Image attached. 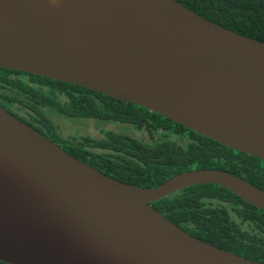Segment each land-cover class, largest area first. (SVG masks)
Instances as JSON below:
<instances>
[{
  "label": "water",
  "instance_id": "obj_1",
  "mask_svg": "<svg viewBox=\"0 0 264 264\" xmlns=\"http://www.w3.org/2000/svg\"><path fill=\"white\" fill-rule=\"evenodd\" d=\"M0 68L132 102L264 162V41L177 0H0ZM217 184L221 169L155 187L116 179L0 105V260L11 264H264L195 237L149 203Z\"/></svg>",
  "mask_w": 264,
  "mask_h": 264
},
{
  "label": "trees",
  "instance_id": "obj_2",
  "mask_svg": "<svg viewBox=\"0 0 264 264\" xmlns=\"http://www.w3.org/2000/svg\"><path fill=\"white\" fill-rule=\"evenodd\" d=\"M228 29L264 41V0H177ZM0 105L76 158L124 182L155 187L178 173L221 169L264 190V162L132 102L78 85L0 68ZM60 117L133 129L62 138ZM129 129V127H128ZM135 132L139 134H135ZM187 233L264 263V210L217 184L179 189L149 203ZM0 264H11L0 260Z\"/></svg>",
  "mask_w": 264,
  "mask_h": 264
},
{
  "label": "rangeland",
  "instance_id": "obj_3",
  "mask_svg": "<svg viewBox=\"0 0 264 264\" xmlns=\"http://www.w3.org/2000/svg\"><path fill=\"white\" fill-rule=\"evenodd\" d=\"M82 118H72V120L68 119H55L57 124V130L58 134L62 138H67L71 136H92L97 137L102 135L103 131L105 130H111L119 132L120 130L122 132H125L128 130V127L121 126L120 124L113 123V122H107L103 123L100 120L95 119H87L83 122L80 120Z\"/></svg>",
  "mask_w": 264,
  "mask_h": 264
},
{
  "label": "flooded vegetation",
  "instance_id": "obj_4",
  "mask_svg": "<svg viewBox=\"0 0 264 264\" xmlns=\"http://www.w3.org/2000/svg\"><path fill=\"white\" fill-rule=\"evenodd\" d=\"M61 119H68V120H72V118H68V117H60V118H58V120H61ZM82 122L84 121V120H87V119H84V120H82V119H80ZM56 120H54V124H55V126H56V131L58 132V130H57V124H56V122H55ZM113 123H117V122H113ZM117 124H120L121 126L123 125L124 127H127V125L126 124H121V123H117ZM129 127V129L128 130H126L125 132H127L128 134H132L133 133V129H131L130 128V126H128ZM116 132V131H115ZM119 132H122L121 130L119 131ZM103 134V133H102ZM135 134H139V133H137V132H135ZM45 135V134H44ZM79 136H82V135H79ZM88 136V135H87ZM100 136H102V135H100ZM48 137V136H47ZM72 137V136H71ZM92 137V136H91ZM97 137H99V136H97ZM67 138H70V137H67ZM67 138H65V139H67ZM52 140V139H51ZM55 142V141H54ZM57 143V142H56ZM57 144H59V143H57ZM60 146H61V144H59ZM62 147V146H61ZM63 148V147H62ZM64 149V148H63ZM85 162V161H84ZM87 163V162H86ZM90 164V163H89Z\"/></svg>",
  "mask_w": 264,
  "mask_h": 264
}]
</instances>
